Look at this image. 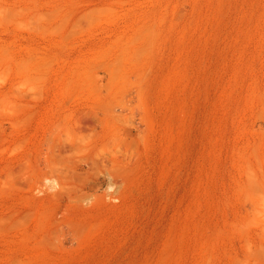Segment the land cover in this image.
Listing matches in <instances>:
<instances>
[{
	"label": "rangeland",
	"instance_id": "rangeland-1",
	"mask_svg": "<svg viewBox=\"0 0 264 264\" xmlns=\"http://www.w3.org/2000/svg\"><path fill=\"white\" fill-rule=\"evenodd\" d=\"M0 264H264V0H0Z\"/></svg>",
	"mask_w": 264,
	"mask_h": 264
},
{
	"label": "bare ground",
	"instance_id": "bare-ground-1",
	"mask_svg": "<svg viewBox=\"0 0 264 264\" xmlns=\"http://www.w3.org/2000/svg\"><path fill=\"white\" fill-rule=\"evenodd\" d=\"M127 128V132L126 133H129L130 135H134V129L132 128V127H126ZM134 137H135V135H134ZM131 138H133L132 136H131ZM130 138V139H131ZM69 139V138H68ZM125 139V138H124ZM133 140V139H132ZM129 142V141H128ZM76 144V143H75ZM79 145V144H78ZM76 147V146H75ZM81 148H82V146H81ZM76 149V148H75ZM80 149V148H79ZM81 150V149H80ZM110 185V184H109ZM101 186H104V181H101V182H93L92 184H91V187H101Z\"/></svg>",
	"mask_w": 264,
	"mask_h": 264
},
{
	"label": "water",
	"instance_id": "water-1",
	"mask_svg": "<svg viewBox=\"0 0 264 264\" xmlns=\"http://www.w3.org/2000/svg\"><path fill=\"white\" fill-rule=\"evenodd\" d=\"M90 186V185H89Z\"/></svg>",
	"mask_w": 264,
	"mask_h": 264
}]
</instances>
